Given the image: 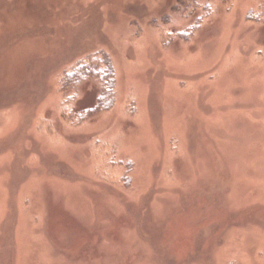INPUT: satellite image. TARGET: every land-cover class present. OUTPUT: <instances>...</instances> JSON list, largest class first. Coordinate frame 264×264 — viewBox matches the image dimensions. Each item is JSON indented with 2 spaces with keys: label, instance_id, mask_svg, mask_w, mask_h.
I'll list each match as a JSON object with an SVG mask.
<instances>
[{
  "label": "rangeland",
  "instance_id": "rangeland-1",
  "mask_svg": "<svg viewBox=\"0 0 264 264\" xmlns=\"http://www.w3.org/2000/svg\"><path fill=\"white\" fill-rule=\"evenodd\" d=\"M0 264H264V0H0Z\"/></svg>",
  "mask_w": 264,
  "mask_h": 264
},
{
  "label": "trees",
  "instance_id": "trees-1",
  "mask_svg": "<svg viewBox=\"0 0 264 264\" xmlns=\"http://www.w3.org/2000/svg\"><path fill=\"white\" fill-rule=\"evenodd\" d=\"M105 68L103 70L94 66H78L65 78V89L79 88L91 80L99 81L101 91L93 106L82 110L80 121H86L94 118L100 113L112 110L116 103V73L112 63L104 60Z\"/></svg>",
  "mask_w": 264,
  "mask_h": 264
}]
</instances>
